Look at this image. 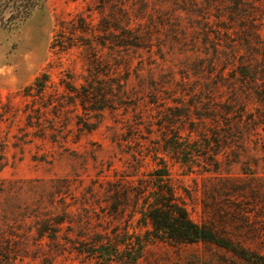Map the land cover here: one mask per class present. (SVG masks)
<instances>
[{
	"label": "rangeland",
	"instance_id": "rangeland-1",
	"mask_svg": "<svg viewBox=\"0 0 264 264\" xmlns=\"http://www.w3.org/2000/svg\"><path fill=\"white\" fill-rule=\"evenodd\" d=\"M164 165L192 220L264 256V0L0 23V264H250L149 234L136 186Z\"/></svg>",
	"mask_w": 264,
	"mask_h": 264
},
{
	"label": "trees",
	"instance_id": "trees-1",
	"mask_svg": "<svg viewBox=\"0 0 264 264\" xmlns=\"http://www.w3.org/2000/svg\"><path fill=\"white\" fill-rule=\"evenodd\" d=\"M44 0H0V23L2 26H13L27 19L32 12L43 6ZM9 12L7 16L6 13ZM48 75L37 79L36 85L40 91L46 87ZM150 180H141L136 186L138 196L143 197L141 206L142 222L150 223L153 227L149 234L156 238L175 243L196 244L211 243L229 252L250 264H264V256L256 254L234 244L217 234L210 227L192 220L185 203L172 185L168 168H156L151 174ZM117 208V207H115ZM106 244L95 246L93 250H100ZM118 251V248H114ZM102 251V250H101ZM104 253V252H101ZM102 257V254H100ZM142 255L134 256V262Z\"/></svg>",
	"mask_w": 264,
	"mask_h": 264
}]
</instances>
